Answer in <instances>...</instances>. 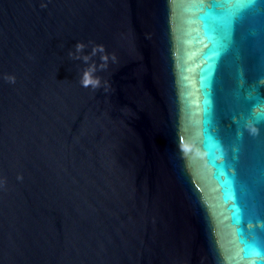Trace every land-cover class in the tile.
<instances>
[{
	"label": "water",
	"instance_id": "95a60500",
	"mask_svg": "<svg viewBox=\"0 0 264 264\" xmlns=\"http://www.w3.org/2000/svg\"><path fill=\"white\" fill-rule=\"evenodd\" d=\"M253 113L264 0H0V264H264Z\"/></svg>",
	"mask_w": 264,
	"mask_h": 264
},
{
	"label": "clouds",
	"instance_id": "9594fccd",
	"mask_svg": "<svg viewBox=\"0 0 264 264\" xmlns=\"http://www.w3.org/2000/svg\"><path fill=\"white\" fill-rule=\"evenodd\" d=\"M87 45L84 42L78 41L75 44L74 50H70L68 55L74 60H81L87 67L82 71L80 83L83 87L97 88L101 85L100 78L96 75L97 71L105 70L108 67L110 56L106 52L102 44H93L90 53H85ZM99 56L100 63L97 64L92 58ZM111 60L115 62V55L111 56ZM9 82L14 83V76H6Z\"/></svg>",
	"mask_w": 264,
	"mask_h": 264
},
{
	"label": "snow or ice",
	"instance_id": "6c2138e0",
	"mask_svg": "<svg viewBox=\"0 0 264 264\" xmlns=\"http://www.w3.org/2000/svg\"><path fill=\"white\" fill-rule=\"evenodd\" d=\"M249 99H252V97H249ZM252 118H253L254 121H256V122L264 121V115H261V114L253 113V114H252ZM258 219L264 220V215H261L260 217H258Z\"/></svg>",
	"mask_w": 264,
	"mask_h": 264
}]
</instances>
